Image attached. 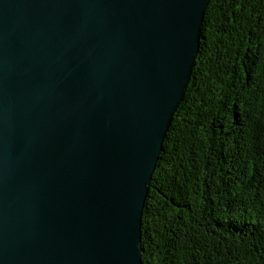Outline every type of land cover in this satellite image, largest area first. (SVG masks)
Instances as JSON below:
<instances>
[{"label": "water", "instance_id": "1", "mask_svg": "<svg viewBox=\"0 0 264 264\" xmlns=\"http://www.w3.org/2000/svg\"><path fill=\"white\" fill-rule=\"evenodd\" d=\"M211 1L0 0V264H143Z\"/></svg>", "mask_w": 264, "mask_h": 264}, {"label": "trees", "instance_id": "2", "mask_svg": "<svg viewBox=\"0 0 264 264\" xmlns=\"http://www.w3.org/2000/svg\"><path fill=\"white\" fill-rule=\"evenodd\" d=\"M143 264H264V0H212L153 174Z\"/></svg>", "mask_w": 264, "mask_h": 264}]
</instances>
